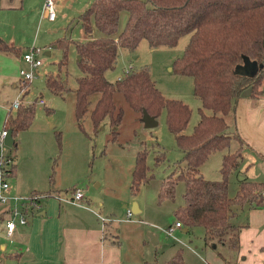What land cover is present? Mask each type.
<instances>
[{
	"label": "rangeland",
	"instance_id": "1",
	"mask_svg": "<svg viewBox=\"0 0 264 264\" xmlns=\"http://www.w3.org/2000/svg\"><path fill=\"white\" fill-rule=\"evenodd\" d=\"M93 1L59 0L57 18L50 21L42 17V0H20L19 3L2 0L0 36L9 43L14 41V45H22L23 52L30 47H37V56L42 59L43 64L36 69L30 83L23 82L19 78V69H28V64L21 56L0 52V129L3 127L1 121L5 115V106L9 107L19 95L25 105L33 103L35 106L32 123L14 135L16 144L8 146L9 150L18 155L14 158L17 171L10 177L14 188L11 193L21 200L8 203L0 201V215H3L0 224L4 221L6 223L5 219L8 218H14L19 223V215L14 216L9 206H17L25 215L32 214L33 209L36 211L38 206L28 199L33 192L40 194L38 202L45 205L50 199L49 193H60L61 198L70 197L72 189L77 186L85 193L82 203L87 208L79 207L73 209L72 213L85 221L99 224L102 220L91 210L95 211L96 215L100 213L108 217L110 231L105 230V242L114 243L111 242L113 232L120 229V240L124 246L138 255L143 246L147 262H160L169 256L171 251L182 248L187 255L186 264H204V251L200 246H196L200 243L199 240H190L188 234H181L175 227L174 211L184 202V181L177 182L175 199H159L162 181L170 173L178 174L181 168L186 166L175 134L167 126L165 110L158 117L157 126L146 127L139 113L128 104L124 95L121 92L115 93L116 108L117 111L122 109L123 117L114 138V129L109 117L97 128L93 125L90 111L98 98V93H95L91 96V103L82 122L83 127L79 125L75 113V89L77 78L83 71L77 61V49L73 43L70 45L67 68L58 75V62L62 58L63 50L51 46V43L58 38L85 39L86 33L78 21V15ZM128 16L129 11L123 9L118 31L123 30ZM93 33V36H98L101 31L94 27ZM190 35H183L175 46L151 47L147 39H142L135 48L120 46L114 68L105 72L108 80L115 81L130 66H148L157 87L166 97L181 99L190 106L192 115L184 130L186 133L193 132L199 122V107L202 103L194 94L193 78L175 73L172 65L173 61L183 54ZM48 50L50 54L46 53ZM48 73L58 76L69 89L61 93L52 91L45 81ZM40 98L45 99L44 104L39 102ZM205 111L211 112L209 109ZM145 149L150 166L148 173L153 175L133 190L132 173L136 156L139 150ZM237 149L241 162L238 168L231 170L226 176L232 197L237 194L240 178L247 175L248 179L252 180L256 175L254 172L260 173L259 168H262L260 163H249L250 152L245 150L244 144L235 141L229 147L215 150L200 166L205 178L222 179L224 154ZM157 156L162 158L158 164L155 161ZM245 170L249 171L246 173ZM255 179L258 181L257 177ZM61 201L67 207L70 206L64 200ZM134 202L143 207L142 212H133L128 216L127 208L131 209ZM169 225L173 226L171 233H168ZM195 230L196 233L200 229ZM150 233L157 235V243L151 240ZM6 241L14 243V237L7 238ZM115 243L118 244L117 241ZM189 245L199 254L193 252Z\"/></svg>",
	"mask_w": 264,
	"mask_h": 264
},
{
	"label": "trees",
	"instance_id": "2",
	"mask_svg": "<svg viewBox=\"0 0 264 264\" xmlns=\"http://www.w3.org/2000/svg\"><path fill=\"white\" fill-rule=\"evenodd\" d=\"M123 9L129 11V16L123 30L118 31ZM78 21L85 33L90 34L88 38H58L51 46L63 50L58 75L67 68L70 45L73 43L77 49V61L83 71L75 89L79 125L83 127L95 93L98 98L90 111L93 125L97 128L109 117L114 138L123 117L122 109L117 111L115 93L121 92L140 115L146 109L158 118L165 110L167 126L175 134L186 166L162 181L159 199H175L177 182L184 181V202L174 211L176 222L204 227V241L217 249L226 264H236L240 226L231 221V208L257 199L263 194L264 182L244 177L237 194L230 196L226 176L241 162L238 149L224 154L222 179L205 178L200 166L215 150L229 147L235 141L245 144L229 120L235 116L238 100L247 89L251 90V97L264 95V0H94L78 15ZM94 27L101 31L100 35H92ZM186 34H191L189 42L183 54L173 61L172 70L193 78L194 94L202 103L200 120L191 133L184 131L192 115L190 106L181 99L166 97L148 66H130L115 81L105 76L108 69L114 68L120 46L135 48L142 39H147L151 47L175 46ZM0 52L20 56L23 47L11 45L0 36ZM242 66L257 67L248 74ZM45 81L54 92L69 89L51 73L46 74ZM34 114L33 103L22 104L15 114L8 112L4 126L14 137L19 130L29 127ZM161 159L157 156L156 164ZM149 170L147 150H139L132 173L133 190L153 175ZM168 263L183 264L181 251Z\"/></svg>",
	"mask_w": 264,
	"mask_h": 264
},
{
	"label": "crops",
	"instance_id": "3",
	"mask_svg": "<svg viewBox=\"0 0 264 264\" xmlns=\"http://www.w3.org/2000/svg\"><path fill=\"white\" fill-rule=\"evenodd\" d=\"M13 2L19 3L20 0H13ZM43 2L44 0H42V8ZM11 6L13 7V5ZM0 9H3L2 4ZM86 34H84L85 39L90 35ZM13 42L8 43L14 45ZM20 56L22 57V54ZM10 106H5V115L3 114L1 121L3 126ZM234 115L229 120L230 124L232 127L236 126L245 142V150L251 154V156L249 154V163L262 164V168H259L260 173H254L258 181L264 182V95L258 98L240 97ZM139 116L141 117L140 114ZM17 156L16 153L15 157ZM13 166L12 174H15L17 171L16 160H14ZM245 171L247 173L249 170ZM245 177L248 178L247 175ZM255 177H252V180H256ZM238 186L240 187V184ZM12 190H14L13 187L10 188V194H12ZM60 195V193L54 195L49 193L50 199L45 205L39 202L36 205L38 209L36 211L33 209L32 214L26 215L27 222L21 223L18 220L19 223H17L15 221L16 225L11 234L7 230L5 221L0 224V264H164V262L169 264V260L179 251L182 254L183 264H186L185 257L187 255L182 248L171 251V254L160 262L158 260L147 262L143 246L139 255L124 246L120 240V229L113 232L111 242L114 243L105 242L107 237L105 230L110 231L108 224L110 219L99 224V222L85 221L82 217L78 218L72 213L73 209L79 207L86 209L87 207L82 201L80 204L65 201L67 205H70L67 207L59 199ZM138 207L139 212H142L143 207L141 205ZM91 212L98 216L95 211L91 210ZM231 214V221L240 226L236 264H264V193L253 201L233 205ZM2 219L3 215H0V220ZM98 221L100 220L98 219ZM176 228L181 234H188L190 240H199L200 243L196 246H200L204 251V264H226V259L218 255L217 249L204 241V228L201 226L189 227L183 224ZM197 228L200 230L195 233ZM12 237H14V243L13 241L10 242L11 244L7 243V238ZM155 237L158 242L157 235ZM116 241L118 244L115 243ZM189 247L193 252L199 254L190 245Z\"/></svg>",
	"mask_w": 264,
	"mask_h": 264
},
{
	"label": "built area",
	"instance_id": "4",
	"mask_svg": "<svg viewBox=\"0 0 264 264\" xmlns=\"http://www.w3.org/2000/svg\"><path fill=\"white\" fill-rule=\"evenodd\" d=\"M58 1L59 0H44V2H43V17H45L51 21H53L57 18ZM37 52H38V48L33 46V47H30L29 49L25 50L22 54L23 60L28 64V69H25V68L19 69V78H21V80L23 82L30 83L31 80L33 79V77L35 76L36 69L40 65L43 64L42 59L37 56ZM39 102L44 104L45 99L40 98ZM24 103H25L24 100L21 99V97L19 95L18 97L15 98V100L11 104L9 111L11 113L16 112L17 109ZM7 118H8V115H7L6 119ZM8 131H9V129L5 126H3L0 129V201L3 203H8V202H12V201L18 202L21 200L20 197L14 196V195L9 193L10 188H11L10 177L12 176V173H13L12 166L14 164V160H15L14 158H15L16 152L14 153L13 150H11V149L9 150L8 145L5 143V139L8 135ZM39 195L40 194L35 193L31 197H29L28 199L31 201V203L33 205L36 206L39 203L38 200H40ZM84 195H85V193L82 189L74 188V190L72 191V195L70 197H64V198L59 197V199L80 204L84 198ZM9 210H10V212L11 211L14 212V216L19 215V221L21 223L27 222V216L23 212H21L17 208V206H15V207L9 206ZM127 212H128L127 213L128 216H131L133 213L132 210L129 208H127ZM97 215L99 216V218L103 222L109 220L108 217L103 216L99 213H97ZM15 225L16 224H15L14 218L6 219V227H7L9 234H11L13 232ZM181 225L182 224L179 221H177L175 223V227L181 226ZM172 227L173 226L169 227L168 233H171V231L173 230Z\"/></svg>",
	"mask_w": 264,
	"mask_h": 264
},
{
	"label": "water",
	"instance_id": "5",
	"mask_svg": "<svg viewBox=\"0 0 264 264\" xmlns=\"http://www.w3.org/2000/svg\"><path fill=\"white\" fill-rule=\"evenodd\" d=\"M46 53L50 54V50L46 51ZM256 67L257 66H253V67L242 66L241 69L243 70L244 73L252 74L253 73V69H255ZM250 92H251V90L247 89L245 92H243V95L244 96H249ZM141 120L144 122V125L146 127H155L159 123L158 119L156 117H154L153 115L149 114V112L146 109H144L142 111V113H141ZM5 143L8 146L14 145V137L12 135V131L11 130L8 131V135H7L6 139H5ZM242 179H243V177H242ZM131 210L134 213L139 212V207H138V204L136 202L133 203ZM150 236H151V240L156 243L157 242V238L155 237V235L150 233Z\"/></svg>",
	"mask_w": 264,
	"mask_h": 264
}]
</instances>
